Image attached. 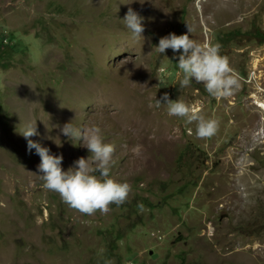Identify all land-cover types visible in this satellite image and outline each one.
Segmentation results:
<instances>
[{
  "label": "rangeland",
  "instance_id": "1",
  "mask_svg": "<svg viewBox=\"0 0 264 264\" xmlns=\"http://www.w3.org/2000/svg\"><path fill=\"white\" fill-rule=\"evenodd\" d=\"M129 6L144 17L135 42L121 19ZM187 24L193 39L220 44L237 80L229 96L179 86V49L151 50ZM254 27L264 32V0H0V264H264V41L247 35ZM163 92L215 118L216 132L198 137L195 121L149 103ZM32 118L41 136L31 138L62 154V169L89 152L59 125H99L126 199L83 213L44 188L17 131Z\"/></svg>",
  "mask_w": 264,
  "mask_h": 264
},
{
  "label": "clouds",
  "instance_id": "2",
  "mask_svg": "<svg viewBox=\"0 0 264 264\" xmlns=\"http://www.w3.org/2000/svg\"><path fill=\"white\" fill-rule=\"evenodd\" d=\"M122 2L131 4V0ZM121 19L131 41L142 38L144 17L141 14L129 6ZM191 32L192 28L187 24L185 32L177 34L169 31L160 35L151 50L163 54L167 47L172 49L173 55H177L176 50L179 49L175 61L179 86L195 80L202 82L205 91L212 96H229L237 80L226 57L220 52V44L215 41L199 42L191 37ZM149 103L156 107L165 105L168 115L195 121V135L198 137H208L216 132L215 118L204 116L179 97L170 99L168 93L163 92ZM36 118L26 120L17 131L26 139V150H33L39 156L36 167L44 188L56 191L69 207L83 213H91L95 209L104 211L109 202L119 205L126 199L130 185L126 180H117L109 175L114 145L104 139L99 125L92 123L81 126L72 123L70 119L59 125V132L66 139L79 141L89 152L88 156H79L62 169V154L53 153L47 144L31 138L33 135L41 136L36 127ZM42 138L52 139L57 145L61 143L58 135L49 136L47 132ZM141 148L142 145L134 144L131 151L139 154Z\"/></svg>",
  "mask_w": 264,
  "mask_h": 264
},
{
  "label": "trees",
  "instance_id": "3",
  "mask_svg": "<svg viewBox=\"0 0 264 264\" xmlns=\"http://www.w3.org/2000/svg\"><path fill=\"white\" fill-rule=\"evenodd\" d=\"M222 35L227 37V34H222ZM247 35L257 39L259 42L264 41V32L262 30L257 29L256 27H254V29L252 31L247 33Z\"/></svg>",
  "mask_w": 264,
  "mask_h": 264
},
{
  "label": "bare ground",
  "instance_id": "4",
  "mask_svg": "<svg viewBox=\"0 0 264 264\" xmlns=\"http://www.w3.org/2000/svg\"><path fill=\"white\" fill-rule=\"evenodd\" d=\"M115 95H116V94L113 93L112 90H109V91L105 92V94H104L105 97L108 96V97H106L107 99L111 98V100H114V99H115V98H114ZM116 101L119 102L120 100L116 99Z\"/></svg>",
  "mask_w": 264,
  "mask_h": 264
}]
</instances>
